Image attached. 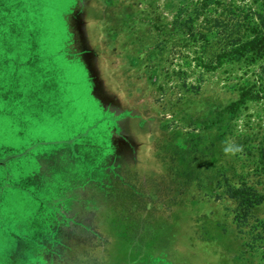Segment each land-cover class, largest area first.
Instances as JSON below:
<instances>
[{
  "label": "rangeland",
  "instance_id": "obj_1",
  "mask_svg": "<svg viewBox=\"0 0 264 264\" xmlns=\"http://www.w3.org/2000/svg\"><path fill=\"white\" fill-rule=\"evenodd\" d=\"M203 1L0 0V264H264L228 194L264 187V99L229 110L264 59H218L258 3Z\"/></svg>",
  "mask_w": 264,
  "mask_h": 264
},
{
  "label": "trees",
  "instance_id": "obj_2",
  "mask_svg": "<svg viewBox=\"0 0 264 264\" xmlns=\"http://www.w3.org/2000/svg\"><path fill=\"white\" fill-rule=\"evenodd\" d=\"M207 1L204 0L203 4ZM255 2L258 3L257 8L249 7L246 10L237 26L238 32L227 39L229 49L218 55L219 61L245 58L249 59V62H255L264 59V0H255ZM258 99H264V82L259 88L256 84L243 88L239 99L231 104L229 110L234 112L247 101ZM262 155L264 157V151ZM228 194L238 201L236 221L240 231L246 233L244 228L249 229L247 246L252 250L259 249L264 258V219L254 217L252 213L255 206L264 203V187L260 190L243 183L240 186H231Z\"/></svg>",
  "mask_w": 264,
  "mask_h": 264
},
{
  "label": "crops",
  "instance_id": "obj_3",
  "mask_svg": "<svg viewBox=\"0 0 264 264\" xmlns=\"http://www.w3.org/2000/svg\"><path fill=\"white\" fill-rule=\"evenodd\" d=\"M80 51V50H79ZM88 53L89 52H80L79 55H83V56H80V58H78L77 60L79 62H81V64L84 66V70L86 71V80L85 78H83L82 80H80L84 86V89L86 90V87L88 88V86L90 87V96L94 99V100H98L97 104H100V106L102 107V110L105 111V109L109 110V111H112V109L106 105V102L96 93V77L94 75V73L92 72V69H91V66H90V63H89V60L87 58L88 56ZM36 61H41V60H37V59H27L25 62L23 63H17L15 64L17 66V69L18 71L22 70V71H27V69L31 66L30 64H32L33 62H36ZM72 66V65H71ZM86 86V87H85ZM87 91V90H86ZM95 101V102H96ZM1 108V107H0ZM102 122V118H99L97 119V117L94 119V121L91 123L90 125V129L91 128H98L100 123ZM1 140V138H0ZM73 140V139H72ZM1 145V144H0ZM31 148V147H30ZM32 149V148H31ZM29 150H28V146H26L22 152H17V153H14V154H8V160L11 159V162H10V166H11V174H10V177L11 175H17L15 173H19L18 171L20 170L19 168H16V167H12V162L13 161H16L19 163V158L21 156H26L28 154ZM21 159V158H20ZM13 176V177H15ZM11 189L8 191V193H13V190H16V193H24V194H27L23 191V188H19L17 189L16 187H12V186H9ZM16 188V189H15ZM6 189V187H3V190ZM24 190L25 191H30L29 188L27 187H24ZM29 194H32V193H29Z\"/></svg>",
  "mask_w": 264,
  "mask_h": 264
},
{
  "label": "clouds",
  "instance_id": "obj_4",
  "mask_svg": "<svg viewBox=\"0 0 264 264\" xmlns=\"http://www.w3.org/2000/svg\"><path fill=\"white\" fill-rule=\"evenodd\" d=\"M225 152H233V149H232L231 147L226 148V149H225Z\"/></svg>",
  "mask_w": 264,
  "mask_h": 264
}]
</instances>
